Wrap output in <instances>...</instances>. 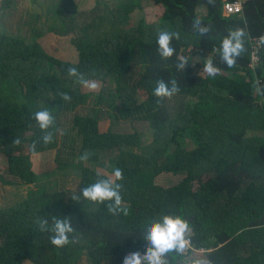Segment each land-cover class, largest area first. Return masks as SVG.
<instances>
[{
    "label": "trees",
    "instance_id": "obj_1",
    "mask_svg": "<svg viewBox=\"0 0 264 264\" xmlns=\"http://www.w3.org/2000/svg\"><path fill=\"white\" fill-rule=\"evenodd\" d=\"M14 1H0V155L6 170L0 172V184H28L39 190L9 206L0 204V264H122L128 252L145 253L143 229L162 213L190 222L198 255L211 264H264V95L254 87L264 89V47L258 66H248L249 39L264 37V0H242L241 15H224V0H145L157 20L148 22L143 13L126 28L113 19L111 34L98 33L97 0L78 17V0H57L53 8L62 15L61 33L72 37L75 53L66 61L46 52L36 35L4 30L2 18L14 13ZM136 9L142 11L138 3H126L117 6V15L111 13L122 22ZM86 12L91 20L87 25L93 24L89 33L80 22ZM195 17L211 26L208 34L193 29ZM235 28L246 32V52L228 68L220 59V46ZM161 30L180 33L168 60L157 52ZM181 58H188L183 72L176 67ZM209 58L220 70L215 77L203 72ZM71 66L101 84L97 102L107 108L105 130L99 127L104 119L96 113L76 111L87 97L67 74ZM160 79H175L180 90L158 103L153 90ZM61 93L71 100L64 101ZM40 110L55 118L49 129L53 141L47 145L32 119ZM68 112H74L70 122L79 144L77 164H70L79 180L76 192L82 194L85 186L107 177L98 169L111 175L120 168L123 180L117 182L123 185L127 215H112L104 204L74 200L71 191L36 183L40 176L31 156L52 151L66 139L71 130L61 119ZM121 119L132 123V133L113 129ZM140 122L152 136L145 146L133 126ZM17 137L18 146L13 144ZM87 150L116 155L91 163L89 155L80 159ZM160 175L178 179L159 185L154 178ZM53 216L73 225L64 247L52 245V234L41 232L36 223L46 218L51 224ZM169 259L178 264L183 257L172 254Z\"/></svg>",
    "mask_w": 264,
    "mask_h": 264
},
{
    "label": "rangeland",
    "instance_id": "obj_2",
    "mask_svg": "<svg viewBox=\"0 0 264 264\" xmlns=\"http://www.w3.org/2000/svg\"><path fill=\"white\" fill-rule=\"evenodd\" d=\"M1 1V0H0ZM78 10L77 16L82 9H90L95 5V0H78ZM57 0H15L14 8L16 9L11 12L7 17L2 18L4 22V30L7 29H20V33L29 37L36 35L37 40L41 43V46L46 52L58 58L59 60H73L75 57L74 49L71 46L72 37L70 35H62L61 32L65 31L62 24V15L59 14L60 10L56 9ZM98 11L94 15V22L100 27L98 33L106 32L111 34L114 31L113 24L117 20V23L120 27H130L140 20L143 13L145 19L148 22H155L158 15L155 17L156 13L151 11V3L145 0H97ZM126 3H138L139 7H142V11L136 9L132 12L124 21L118 22L119 18L115 17L117 15V6L126 4ZM108 7H105V6ZM51 7L53 9H51ZM12 9V10H13ZM111 10L115 12L111 13ZM75 16V14H74ZM101 17V18H99ZM81 18V17H80ZM99 19H102L99 21ZM113 19H116L112 21ZM82 25L85 26L87 33L93 32V29H90L93 24L90 23V13L86 12L84 14V19L80 20ZM90 25V27H89ZM33 34V35H32ZM28 39V38H26ZM99 83V82H98ZM100 84V83H99ZM101 90V84L97 91L93 92L84 87H82V92L87 97V103L84 106L77 107L76 111L84 115H92L96 113L102 120L100 124V129L105 130L109 121L105 115L106 106L99 105L97 102V96ZM74 112H68L61 119V124L63 127L71 130L66 134V139L61 140L58 148L41 154H36L31 156L33 169L39 179L36 182L38 185H45L50 190H66L71 191V196L79 197L78 200L83 202L82 194L76 192L78 190V177L76 175L75 168L72 167L77 164V154L79 153V144L75 138V131H72V126L70 119L73 116ZM132 123L129 120H118L117 124L113 129H117L118 132L122 133H132L131 129ZM133 126L141 135V144L142 146L147 145L151 141V134L148 132V128L145 122L133 123ZM65 131V130H63ZM60 142V141H59ZM88 153L91 163L96 161L107 162L109 159H113L116 155V152H96L92 150L85 151ZM66 163V165H62ZM5 160L0 155V172L4 173L5 170ZM72 164V165H70ZM6 171V170H5ZM98 172L109 176L107 172L98 169ZM148 174V173H146ZM178 179L176 175H160L157 178H154L156 184L159 185H170L173 184ZM5 185L0 184V204L2 206H9L16 201L26 197L32 196L38 193V188L32 185ZM23 264H29L24 262ZM79 264H88L85 260H81Z\"/></svg>",
    "mask_w": 264,
    "mask_h": 264
},
{
    "label": "clouds",
    "instance_id": "obj_3",
    "mask_svg": "<svg viewBox=\"0 0 264 264\" xmlns=\"http://www.w3.org/2000/svg\"><path fill=\"white\" fill-rule=\"evenodd\" d=\"M213 3V0H209ZM193 29L201 36L211 31L210 25H204L202 18L195 17L192 24ZM157 52L161 59L168 60L175 53L172 47L173 39L179 40V32L161 30L157 33ZM246 32L243 28L229 29L228 34L222 39L220 46V59L228 67L236 66L237 58L246 52L245 48ZM188 58H181L176 67L184 71ZM220 70L214 65L212 59L204 61L203 72L208 76L215 77ZM67 74L76 78V81L84 88L90 91H97L100 84L86 78L85 74L80 72L77 67L67 68ZM169 83L171 87H169ZM256 94L264 95V89L254 85ZM179 85L175 79L167 82L160 79L156 82L153 95L158 98V103L164 98H171L179 92ZM64 101H70L71 96L68 93H61ZM34 119L44 133L42 141L45 145L53 141V133L49 131L54 127L55 118L48 110H40L32 114ZM13 144L20 145L21 140L17 137ZM36 145L33 144V151ZM82 160L88 159V153L85 152ZM99 175V174H98ZM123 180V172L120 168L114 169L113 173L106 178H98L94 183L85 186L82 191V197L95 204H104L107 211L116 215L123 212L127 215V210L123 206L121 190L123 185L117 181ZM74 200L79 197L73 196ZM41 232H50L49 237L52 245L64 247L70 243L69 234L74 231L71 221L67 218H58L53 216L51 224L48 219L40 218L36 221ZM192 226L190 222L180 215L161 214L158 218L151 220L143 229V240L147 241L146 251L143 255L139 251L131 253L124 258V264H171L170 256L183 257L178 264H211V262L198 255V250L192 240ZM191 253V255H189Z\"/></svg>",
    "mask_w": 264,
    "mask_h": 264
},
{
    "label": "built area",
    "instance_id": "obj_4",
    "mask_svg": "<svg viewBox=\"0 0 264 264\" xmlns=\"http://www.w3.org/2000/svg\"><path fill=\"white\" fill-rule=\"evenodd\" d=\"M222 11L224 15H241L243 12V3L242 0H234V1H226L222 5ZM250 61L248 66L251 69H255L260 63L261 52L264 47V37L260 38H250ZM131 253L128 252L125 254L124 258ZM141 253V252H140ZM144 253H141L143 255ZM124 258L122 260V264H124Z\"/></svg>",
    "mask_w": 264,
    "mask_h": 264
}]
</instances>
